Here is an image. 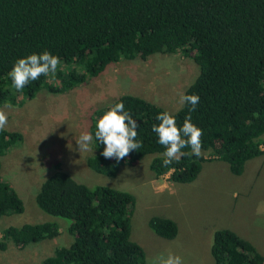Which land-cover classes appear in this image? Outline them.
Wrapping results in <instances>:
<instances>
[{
    "label": "trees",
    "instance_id": "1",
    "mask_svg": "<svg viewBox=\"0 0 264 264\" xmlns=\"http://www.w3.org/2000/svg\"><path fill=\"white\" fill-rule=\"evenodd\" d=\"M45 50L60 59L56 75H42L17 92L7 75L16 60ZM159 54H182L199 66L185 95L199 96L191 123L202 130L203 155L184 156L163 167L165 149L152 125L166 110L126 94L96 111L90 126L95 155L87 159L88 167L114 178L122 167L152 156L155 178L170 175L173 183L194 182L203 164L213 160L241 176L250 160L264 156V0H0V109L9 102L21 107L43 90L67 94L110 65L148 61ZM120 102L139 125L136 139L143 146L117 162L101 154L105 145L95 139V131L97 119ZM190 107L170 113L177 127ZM23 142L20 132H0V172L2 158ZM36 203L47 215L70 221L67 232L74 237L43 264H147L145 250L131 239L136 205L131 193L90 188L63 171L58 161ZM24 211L23 200L0 175V219ZM149 227L167 240L179 232L168 218H152ZM61 233L56 222L10 226L0 232V249L13 243L23 250ZM211 254L215 264H264L257 248L229 229L215 232Z\"/></svg>",
    "mask_w": 264,
    "mask_h": 264
},
{
    "label": "rangeland",
    "instance_id": "2",
    "mask_svg": "<svg viewBox=\"0 0 264 264\" xmlns=\"http://www.w3.org/2000/svg\"><path fill=\"white\" fill-rule=\"evenodd\" d=\"M199 73V66L182 54L123 60L67 94L43 90L21 107L3 106L8 114L6 130L22 133L24 142L2 158L0 175L17 191L25 211L1 218L0 232L10 226L56 222L62 233L23 250L10 243L5 251L0 249V264H43L57 248L73 243L74 237L67 232L70 221L47 215L36 203L41 185L58 161L79 183L135 196L131 239L145 250L147 264L169 251L181 256L184 264H215L211 247L215 232L221 229L251 242L264 257V156L250 160L241 176L234 175L223 161L206 162L194 182L182 184L171 182L170 175L155 178L150 169L152 156L137 166L122 167L112 178L87 165V159L95 155L94 140L92 151L78 150L75 138L91 133L96 111L112 105L117 97L133 95L176 113L182 108L180 94H185ZM155 217L175 221L177 237L167 240L155 234L149 227Z\"/></svg>",
    "mask_w": 264,
    "mask_h": 264
},
{
    "label": "clouds",
    "instance_id": "3",
    "mask_svg": "<svg viewBox=\"0 0 264 264\" xmlns=\"http://www.w3.org/2000/svg\"><path fill=\"white\" fill-rule=\"evenodd\" d=\"M58 56L45 50L41 54H31L25 58H19L8 72L11 80V87L17 92L21 91L30 81H35L40 76H55L60 65ZM199 96L195 94L179 96V104L191 105L188 115L185 116L182 127H177L175 117L168 111L161 112L156 116L158 124L152 125V131L158 136V143L164 147L161 153L162 166L167 167L174 161L179 162L181 157L195 156L200 158L202 152V130L191 123V112L196 109ZM5 108L11 109V103H6ZM8 114L0 109V132L6 129ZM139 125L131 115L124 110L122 102L111 106L97 119L95 139L105 145L101 153L106 159L115 158L117 162L124 159L133 150L142 148V142L137 140ZM76 139L78 150L90 152L93 135L89 132H82ZM189 148L185 152L182 149ZM149 264H184L179 255H174L171 251L167 255L160 254L151 259Z\"/></svg>",
    "mask_w": 264,
    "mask_h": 264
}]
</instances>
